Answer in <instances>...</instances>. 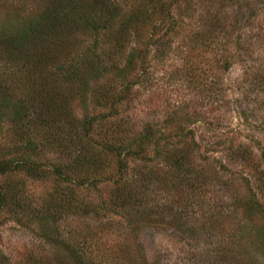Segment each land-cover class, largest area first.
<instances>
[{"label":"rangeland","instance_id":"374dc122","mask_svg":"<svg viewBox=\"0 0 264 264\" xmlns=\"http://www.w3.org/2000/svg\"><path fill=\"white\" fill-rule=\"evenodd\" d=\"M135 1L114 0L115 19ZM179 1L187 5L182 11L181 6L172 8L173 16L175 12L180 15L177 33L165 40L163 52L161 47L149 51L143 65L131 71L130 79L140 75L116 110L132 135L142 133L144 127L155 136L162 130L166 134L162 152L153 153L149 140L145 160L128 161L130 206L116 209L107 203L110 183L101 182L98 196L105 208H97L96 191L78 189L77 200L92 197L96 211L74 215L63 208L47 227L95 264H138L136 250L144 252L150 264H264V177L257 181L254 176L255 167L264 170V0H236L226 5L221 18H227L220 26L227 37L217 34L213 43L219 48L214 49L211 45L204 49L200 40L187 38L200 32L213 10L220 16V10L213 8L216 0H209L212 4ZM20 3L0 0V22L6 16L32 12L33 1L23 6L25 12L15 9H23ZM244 12L254 15L245 20ZM166 21L159 33L166 29ZM236 36L240 51L233 43ZM83 39L92 41L88 35ZM236 55L238 60L233 59ZM224 57L231 62L226 69L222 68ZM72 108L79 115L80 108L73 104ZM95 110L108 112V103ZM0 142L10 145L13 140L3 135ZM236 145L241 155L229 156ZM170 147L177 151L172 156L167 151L169 159L164 150ZM6 150L12 155V149ZM181 154L186 158L177 168L172 157ZM41 155L57 158L48 150ZM106 158V170L113 177L111 158ZM6 182L24 188L28 206L21 209L6 203L0 209V264H69L63 246L46 241L34 217V210L41 211L43 200L55 190L63 198L66 185L49 172L42 180L10 173L0 177L1 187ZM107 220L117 222L107 232L92 226ZM92 231V238L85 237Z\"/></svg>","mask_w":264,"mask_h":264},{"label":"trees","instance_id":"16d2710c","mask_svg":"<svg viewBox=\"0 0 264 264\" xmlns=\"http://www.w3.org/2000/svg\"><path fill=\"white\" fill-rule=\"evenodd\" d=\"M21 1L22 8L33 1L32 12L6 16L0 22V136L13 140L10 145L0 142V177L21 172L30 179L42 180L49 172L63 182L66 185L63 198L57 196L55 190L54 195L49 194L43 200L41 211L34 210L40 234L46 241L63 246L69 264H95L92 258H85L84 253L76 251L72 244L61 241L58 234H52L47 223L59 216L63 208H69L68 213L74 215L88 209L95 212L94 202L97 208H105L101 205L102 196H98L101 182L110 183L107 203L116 209L131 205L126 178L128 161L132 158L145 160L144 151L149 140L152 152L160 155L166 134L161 130L155 136L144 127L142 133L132 135L125 125L123 127L124 119L116 116V110L140 75L139 72L130 79L131 71L143 65L149 51L161 47L163 52L165 40L177 33L180 15L175 12L173 16L172 8L181 6L182 11L187 2L136 0L115 19L117 5L114 0ZM235 1L216 0L213 8L220 10V16L218 11L209 8L213 10L212 18L202 22L200 32L188 36L187 40H200L204 49L210 45V48H219L213 42L217 34L227 37L220 26V21L227 18H221L225 14L224 7ZM15 9L25 12L19 6ZM241 14L245 20L254 15ZM165 20L166 29L159 33ZM218 26L220 28L215 30ZM84 35L91 36V43L84 41ZM235 38L233 43L240 51V38ZM129 47L132 48L125 55ZM229 58L224 57L222 68L231 65ZM233 59L238 60V55ZM106 103L108 115L95 110ZM72 104L80 108L79 115L75 114ZM6 147L12 149V155ZM195 147L198 151V143ZM235 147L237 145L231 148L229 156L241 155ZM46 150L55 152L57 158L40 157ZM167 151L172 156L177 149L164 150L165 157L170 159ZM106 156L111 158L113 177L106 170ZM185 158L184 154L172 157L174 166L180 167ZM254 169L257 181L264 177L262 168ZM83 188L96 191L94 202L92 197L84 196L77 200L76 191ZM24 192L17 184L6 182L0 186V209L6 203L24 209L28 206ZM72 199H75L74 203H68ZM61 201L68 204L61 207ZM116 224L107 220L92 226L107 232ZM94 234L95 231L89 235L85 233V237L92 238ZM136 253L138 264H150L144 252L136 250Z\"/></svg>","mask_w":264,"mask_h":264}]
</instances>
